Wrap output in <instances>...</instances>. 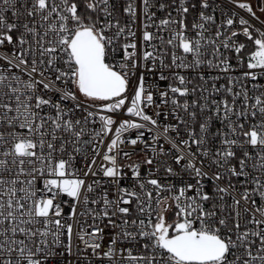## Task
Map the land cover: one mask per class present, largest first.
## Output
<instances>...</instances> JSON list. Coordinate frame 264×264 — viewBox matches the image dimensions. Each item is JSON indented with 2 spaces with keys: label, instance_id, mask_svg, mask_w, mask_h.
<instances>
[{
  "label": "snow or ice",
  "instance_id": "6c2138e0",
  "mask_svg": "<svg viewBox=\"0 0 264 264\" xmlns=\"http://www.w3.org/2000/svg\"><path fill=\"white\" fill-rule=\"evenodd\" d=\"M228 2L247 18L236 19L233 12L213 37L205 35L206 25L215 23L204 11L209 0H126L122 12L131 24L116 18L113 0H0V264H60L56 257H75L66 264H264V90L253 83L258 94L250 96L241 83L264 79V20L257 14H264V0L255 6L251 0ZM197 4L201 10L190 36L187 15ZM154 8L172 9L177 17L167 11L156 24ZM138 17L139 40L131 26ZM154 25L157 33L149 30ZM161 31L169 33L167 39L158 35ZM241 36L251 42L250 52ZM225 52L235 53L237 64L247 70L240 77L228 76L226 85L213 84L211 92L201 85L199 99L205 103L189 102L197 87H190L192 81L179 70L206 65L229 73L232 64ZM199 79L207 83L203 74ZM161 81L168 83L161 87ZM222 90L231 100L209 102L204 95ZM66 101L76 103L69 107ZM153 106L150 115L146 109ZM198 106L211 115L197 132L190 123L197 121V112L190 109ZM74 109L86 113L82 120L70 118ZM121 111L129 119L117 125L114 114ZM169 115L177 123H159V117ZM213 117L222 127L212 134L219 147L210 151L206 145ZM97 122L99 128L87 129ZM132 130L135 137H125ZM85 135L90 139L83 140ZM84 145H92L91 158ZM138 145L145 153L142 162H118L120 157L131 160ZM128 146L131 151H124ZM77 155L83 168L75 167ZM159 157H170L189 181L177 188L153 178L151 166L157 163L167 175H180ZM201 157L217 170L205 171ZM142 165L150 166L144 176ZM125 167L135 181L131 189L121 183L128 175ZM225 174L227 185L221 186ZM232 177L244 178L242 191ZM103 178H109L113 196L104 191L93 198L89 194ZM206 181L212 182L215 196L206 190ZM226 195L232 197L234 216L218 214L224 205L218 209L214 201ZM173 208L169 222L165 213ZM74 235L84 245L76 252Z\"/></svg>",
  "mask_w": 264,
  "mask_h": 264
},
{
  "label": "built area",
  "instance_id": "2783aa9c",
  "mask_svg": "<svg viewBox=\"0 0 264 264\" xmlns=\"http://www.w3.org/2000/svg\"><path fill=\"white\" fill-rule=\"evenodd\" d=\"M164 2H170V0H164ZM113 3L115 5L116 8V18L119 19L121 21V24H131V20L129 19V17H127L123 12H122V8L124 7V5L126 4V0H113ZM190 3H197V0H190ZM209 4L210 7L208 9H205V13L206 15H212L215 17V23H209L206 25V27L208 28V32L205 33L206 36H213L215 34V31L217 29V26L221 25L222 22L229 16L231 15L233 12L237 13V17L236 19H238L239 16H245V18H247V14L243 11L240 10L238 8L235 7V5L230 4L228 2V0H209ZM153 11L156 12V17H155V23L158 24L160 19H163L166 17L167 15V11H172V15L173 17H177V13L172 10V9H166L165 11H160L158 8H154L152 9ZM201 9L199 8V5L197 4V8L195 10H190L189 14L187 15V24L189 26V31H188V35L190 36H194L195 33L192 31L191 29V25L193 22H195V20L198 17V13ZM8 15L10 16L11 14L8 13ZM140 20L141 17L137 18V23L136 24H132V28L134 31H136L137 33V39L139 40L140 36H141V24H140ZM257 27H259V24H256ZM238 25L234 24L233 28H237ZM150 31L157 33V28L155 27V25L149 29ZM223 30V29H222ZM158 35H162L164 36L165 39L168 38L169 33L167 31H161L158 33ZM239 40L241 42H245L248 44V48L246 49V53L250 52L253 48L252 44L250 41H246V38L244 37H239ZM154 44H156L157 46H160V41L158 40H154L153 41ZM148 51H152L151 47L147 48ZM222 51H224L223 49H221ZM122 54L118 53L115 54V59L118 61L120 59V56ZM225 55L229 56L230 58V62L232 64V70L229 73H221L219 69H209L206 65L201 66L200 68H197L195 70L189 69L187 71L185 70H179L181 72V74L186 75L191 81L192 84L190 85V87H197V92L195 95L189 96L188 100L189 102H191V100H198L199 104H204L205 101L203 99H199L200 98V86L203 85L204 87H207L209 89V92H211L212 89V85L215 84L217 87H220L221 85H226L228 83V76H232L234 78L236 77H240L242 75V73L244 71H246V67L244 66H240L237 64V61L235 59V53L233 52H225ZM206 58H211L206 57ZM170 59L169 57L165 58V62L167 63ZM247 59V56L245 54V60ZM188 60H191V56L188 57ZM0 63H3L2 61H0ZM13 71L15 72L16 70L13 69ZM203 74V76L205 77V80L207 83H205V81H202L199 79V76ZM219 76V79H212V77H217ZM25 79L27 77H24ZM149 79L151 80L152 77H149ZM161 87H164L168 82L167 81H161L159 82ZM242 84H244L248 89H249V95H253V94H258V92L254 93V90L252 89V84L253 83H258L259 85L262 86L261 90H264V79H260L257 82H252L250 80H246V81H241ZM236 91L240 90V86L236 85L235 87ZM132 92V88L130 86L129 88V96L131 95ZM209 92H205L204 95L209 97V102L212 99H216V100H220L224 97H227L229 100H231V97L227 96V93H224L223 90L220 93H215L212 92L211 95H209ZM77 95L79 96V93H77ZM80 100H84L83 97H80ZM242 100V98H241ZM156 102L159 103V98H156ZM69 107H71L72 105H74L76 102L75 101H66L65 102ZM211 104H210V109H211ZM45 111H49L48 109H46ZM147 113L150 115H153L154 112L156 111L155 107H149L146 109ZM165 111H167V109H165ZM190 111H196L197 112V121L196 122H191L193 127L196 128L197 132L199 131V123L203 122V120L208 116L211 115V111L210 110H206L204 113L200 112L199 106L195 109H190ZM86 115L85 112L81 111V110H73V112L70 114V118L75 120V119H83V117ZM112 115V114H110ZM179 115H181L182 117H184L185 119H188L187 114L184 112H180ZM114 119L117 122V125L119 124L120 121L124 120V119H129V117L127 115L124 114L123 111L114 114ZM131 119H136V118H131ZM233 119H235V117H233ZM159 123L160 124H168V123H172L175 124L177 123L175 118L172 115H169L167 119H165L163 116L158 118ZM117 125L113 126V133H110L107 137L104 138V144L100 146V150H101V154H103L104 151H106V145L107 143L111 140L113 134H114V130L115 127ZM99 122H97L96 124H89L87 126L88 130H91L92 128H99ZM221 122L219 119H217L216 117H213L212 121L210 122V128H209V143L206 145V147L210 150V151H214L216 148L219 147V141L218 138H216L214 135L216 130L221 128ZM180 134L182 138H186V133L184 131V126L180 125ZM136 135V131L132 130L131 132L125 133V137H131L134 138ZM171 135L175 136V133H171ZM83 140H88L90 139V137L88 135H85L83 138ZM146 139L149 140V142H151V134L146 133ZM123 147V146H122ZM165 147L167 148L168 145H165ZM143 148V145H138L136 147V152L135 154L132 156L131 160H128L127 158H123L120 157L118 158V162L120 164L123 165H128L129 163L132 162H142L145 153L140 151V149ZM196 146H193V151H195ZM67 151L68 152H72V146L68 145L67 146ZM83 151L89 156V158H91V156L93 155L92 152V145H84L83 146ZM124 151H131V146L128 147H124ZM250 152H253V155L255 154L254 151L252 149H249ZM57 155H59V153H57ZM148 155H152L151 152L148 153ZM238 155H241L240 152H238ZM66 158V157H65ZM201 159H204L205 161V171H209L210 173L212 171H216V167L213 165L211 166V168L208 167V160L207 158H203L201 157ZM159 161H166V163L168 165H171L177 173H180L179 176H170L167 175L164 171V166L160 163H157L155 166H151L152 170L154 172V176L153 178H158L160 179L161 183H165V184H172L175 185L177 188L180 187L182 185V182H186L189 181V177L186 173L181 172V169L179 166L175 165L172 161V159L170 157H159L158 158ZM100 160L99 158H97V163H99ZM233 163H236V161H233ZM75 167L76 168H83L84 165V161L83 158L80 155H77L76 160L74 161ZM150 166H145L142 165L141 167V175L144 176L146 174V168H148ZM159 168V171H156V168ZM250 170V169H249ZM124 171L128 173V175L121 181L122 185L128 188H132L135 184V181L131 178V172L130 170L125 167ZM223 171V170H221ZM89 182H91V180L93 179V177H88L87 178ZM244 180L243 177H232L231 181L233 184H235L237 186V188H240V190L242 191L243 189L241 188V183ZM227 181H228V177L225 174V179L223 181H220L219 183L221 184V186H226L227 185ZM151 187V186H149ZM249 187H251V185H249ZM205 188L207 191H209L210 193H212L215 196V193L213 192V184L211 181H206L205 182ZM136 190L138 191V187L136 188ZM104 191H107L109 194V198H111L113 196L114 193V188L109 180V178H103L102 179V183L101 186L97 188L95 193L89 194L90 196H92L93 198H98ZM155 195V193H154ZM163 195H168L167 192L163 193ZM189 195H191V193H189ZM238 198V197H237ZM254 199L257 201V205H259L261 203L260 199L258 196H254ZM219 209V205L223 204L224 208L222 213H218L224 216H229V214L231 213L232 216L235 215V213L231 210V205H232V197L231 196H225L223 201H220L218 199H216L214 201ZM243 203V202H242ZM95 207V206H93ZM206 207H211V202H209L208 204H206ZM65 213L68 212V209L65 208L64 209ZM175 211V209L173 208V210L168 211L167 213H165L166 218L169 220V222L172 220L173 218V212ZM243 216V213H242ZM246 218V217H245ZM243 220L241 221V223L243 224ZM249 227H254L252 225H249ZM76 231V229H74V232ZM62 239L64 240V243H67V239L66 237H62ZM105 243H107V240H105ZM72 244H73V252H76L77 248L82 249L84 247V245L75 237V235L73 236V240H72ZM62 251V249H60ZM56 260L60 261V264H66V260L69 259H75V257H56Z\"/></svg>",
  "mask_w": 264,
  "mask_h": 264
},
{
  "label": "rangeland",
  "instance_id": "374dc122",
  "mask_svg": "<svg viewBox=\"0 0 264 264\" xmlns=\"http://www.w3.org/2000/svg\"><path fill=\"white\" fill-rule=\"evenodd\" d=\"M257 0H251V3L255 6L256 5ZM258 15L261 16V19L264 20V14H260L259 12H257Z\"/></svg>",
  "mask_w": 264,
  "mask_h": 264
}]
</instances>
